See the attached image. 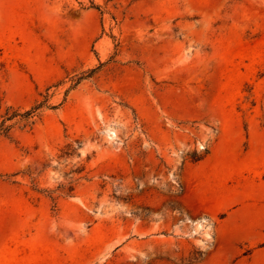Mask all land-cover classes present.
<instances>
[{"label":"rangeland","instance_id":"374dc122","mask_svg":"<svg viewBox=\"0 0 264 264\" xmlns=\"http://www.w3.org/2000/svg\"><path fill=\"white\" fill-rule=\"evenodd\" d=\"M47 92L0 264H264V0H0V118Z\"/></svg>","mask_w":264,"mask_h":264},{"label":"trees","instance_id":"16d2710c","mask_svg":"<svg viewBox=\"0 0 264 264\" xmlns=\"http://www.w3.org/2000/svg\"><path fill=\"white\" fill-rule=\"evenodd\" d=\"M96 68H93L91 72H94ZM84 76H79L74 78V83L71 87L76 86ZM68 91V90H67ZM50 94L47 92L44 94L42 100L38 99L36 102L27 109L21 107L10 106L7 108L6 112L2 114L0 118V136H10L12 128L15 124L21 123L23 126L31 125L35 122V118L40 116L41 111L45 107H56L57 105L49 102Z\"/></svg>","mask_w":264,"mask_h":264},{"label":"crops","instance_id":"0c3cea01","mask_svg":"<svg viewBox=\"0 0 264 264\" xmlns=\"http://www.w3.org/2000/svg\"><path fill=\"white\" fill-rule=\"evenodd\" d=\"M205 201H207V200H205ZM185 204L189 207V208H191L192 210H195V209H200V210H208V211H210L212 214L214 213V211H212V210H209V207H210V201H207V203H205L204 201H202V202H200V203H194V202H192V201H187V202H185ZM226 206H228V205H226ZM226 206H224V207H226Z\"/></svg>","mask_w":264,"mask_h":264}]
</instances>
